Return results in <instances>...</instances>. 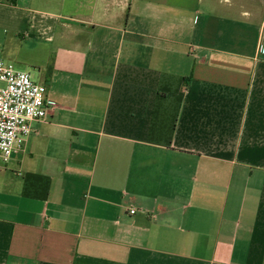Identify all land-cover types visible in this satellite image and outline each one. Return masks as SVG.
Masks as SVG:
<instances>
[{
	"label": "crops",
	"instance_id": "1",
	"mask_svg": "<svg viewBox=\"0 0 264 264\" xmlns=\"http://www.w3.org/2000/svg\"><path fill=\"white\" fill-rule=\"evenodd\" d=\"M0 41L48 106L0 264H264V0H0Z\"/></svg>",
	"mask_w": 264,
	"mask_h": 264
},
{
	"label": "built area",
	"instance_id": "2",
	"mask_svg": "<svg viewBox=\"0 0 264 264\" xmlns=\"http://www.w3.org/2000/svg\"><path fill=\"white\" fill-rule=\"evenodd\" d=\"M47 110L45 85L5 61L0 50V160L8 161L15 149L23 147L31 123L45 120Z\"/></svg>",
	"mask_w": 264,
	"mask_h": 264
},
{
	"label": "rangeland",
	"instance_id": "3",
	"mask_svg": "<svg viewBox=\"0 0 264 264\" xmlns=\"http://www.w3.org/2000/svg\"><path fill=\"white\" fill-rule=\"evenodd\" d=\"M0 50H1V56H2V58L5 60V56H4V53H5V51H6V46L4 45V43H2L1 41H0ZM3 51H4V53H3ZM5 61H7V60H5ZM8 62V61H7ZM11 63V62H10ZM13 64V63H12ZM16 68H19V67H17L15 64H13ZM20 69V68H19Z\"/></svg>",
	"mask_w": 264,
	"mask_h": 264
}]
</instances>
